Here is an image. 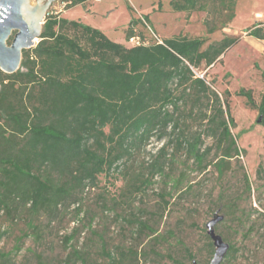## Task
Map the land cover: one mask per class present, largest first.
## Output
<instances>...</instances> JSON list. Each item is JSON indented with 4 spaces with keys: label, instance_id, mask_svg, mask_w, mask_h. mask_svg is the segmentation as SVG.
<instances>
[{
    "label": "trees",
    "instance_id": "trees-1",
    "mask_svg": "<svg viewBox=\"0 0 264 264\" xmlns=\"http://www.w3.org/2000/svg\"><path fill=\"white\" fill-rule=\"evenodd\" d=\"M58 1L70 9L90 0ZM238 1L171 0L174 12H205L207 36H177L131 47L91 25L50 12L40 42L23 51L21 68L12 74L0 70V224L25 221L31 231L18 237L13 251H0V264H15L25 238L42 240L41 216L49 227L70 211L76 224L62 237L69 251L56 264H193L195 260L204 264L183 240L177 242L176 250L164 254L161 246L174 233L167 236L160 227L174 192L187 195L198 183L189 180L182 187L184 172L169 187L179 163L195 166L200 174L213 168L225 183L234 165L244 170L241 154L245 150L232 133L236 121L231 92L221 95L214 82L194 71L221 61L239 42L238 37L226 35L203 49L209 35L235 19ZM142 21L149 22V16L132 15L126 40L137 36L135 30ZM248 32L264 40L263 23ZM237 95L259 111L264 123V92L260 102L246 88ZM208 139L213 143L207 144ZM153 140L160 147L151 161L137 164ZM116 174L125 184L119 197L113 198L114 209L121 202L131 204L158 178L165 187L158 194L161 203L156 212L139 208L125 218L132 227L129 243L110 244L107 228L94 227V218L83 209L82 201L87 189L99 186L100 176ZM244 178L250 195L246 173ZM99 199L101 211L112 209L105 197ZM241 200L238 191L225 188L220 193L214 208L225 212L223 223L244 226L250 215L240 211ZM85 229L89 236L79 246ZM7 233L0 231V240ZM205 238L206 257H210L214 245L208 234ZM230 245L227 257L239 251ZM32 252L33 260L46 264L42 254Z\"/></svg>",
    "mask_w": 264,
    "mask_h": 264
},
{
    "label": "rangeland",
    "instance_id": "rangeland-1",
    "mask_svg": "<svg viewBox=\"0 0 264 264\" xmlns=\"http://www.w3.org/2000/svg\"><path fill=\"white\" fill-rule=\"evenodd\" d=\"M171 0H102L101 3H88L77 5L66 9L60 1H56L50 12L62 13L68 20H78L85 17L87 8L94 4L99 14L91 18H83V22L93 25H102V31L113 41L123 43L128 47L134 44L126 40V30L132 19V15L142 19L149 16L150 21H142L136 27L137 36L147 44L156 41H164L177 36L190 38L206 37L205 12H174L170 6ZM133 8L134 12L130 10ZM99 9V10H98ZM65 13V14H66ZM264 24V0H239L236 8L235 19L225 28L209 35V44L220 41L226 35L236 36L239 42L231 47L221 58L211 66L203 64L195 69L197 76L207 78L208 82H214L213 87L221 94L226 90L231 92V113L236 121V127H232V133L237 139V144L245 150L241 154V164L233 166L226 179V183L219 179L213 168L206 174H200L195 166L179 163L169 187L175 184L176 178L186 173L183 186L188 181L198 182L195 189L187 195L179 191L174 192L169 209L164 213L160 230L167 236L171 234L169 241L164 242L161 250L164 254L177 249V242L183 240L197 256L198 260L206 264L210 262L213 255L206 257L207 234L206 224L213 218L215 203L218 202L220 193L228 188L238 191L242 195L240 211L245 210L250 216L241 226L238 222H225L219 225L218 233L229 238V243L238 249L235 255L226 257L222 264H264V123L263 117L258 110L247 106L246 99L238 96L241 88L253 91L257 102H260L264 92V80L262 70L264 68V42L249 34L248 30L256 24ZM213 141L208 139L207 144ZM160 147V142L153 140L147 150L137 159V164L150 162L152 154ZM183 160V159H182ZM244 173L249 178L251 193L246 191L244 185ZM163 179L158 178L153 186L145 193L131 200V204L121 202L117 208H113V198L119 197L120 190L124 187L122 176L114 175L110 178L100 176L99 186L87 189L83 203V209L89 212L88 216L94 218V227L99 230L107 228L106 240L110 244L130 241L131 226L125 220L130 218L131 211L143 208L148 212H156L161 203L159 193L165 187ZM228 181V182H227ZM176 191V190H175ZM231 192V191H230ZM106 198L110 210L101 211L99 197ZM132 205V206H131ZM73 209V208H72ZM159 213L162 214L161 211ZM222 214L225 212L222 210ZM150 217L151 214H146ZM74 213H70L62 220H58L48 227L47 219L41 216L40 226L43 230V238L36 241L33 236L24 239L23 249L15 255V264H38L32 258V251L43 255L42 262L56 264L65 257L69 249H66L62 237L71 233L74 223ZM156 220V219H155ZM159 220V219H158ZM85 223H88V219ZM7 230L8 233L0 240V251L10 252L15 248L18 237L23 233H30L25 221L16 225L8 221H2L0 231ZM165 235V236H166ZM89 236L87 229L81 234L79 246Z\"/></svg>",
    "mask_w": 264,
    "mask_h": 264
},
{
    "label": "water",
    "instance_id": "water-1",
    "mask_svg": "<svg viewBox=\"0 0 264 264\" xmlns=\"http://www.w3.org/2000/svg\"><path fill=\"white\" fill-rule=\"evenodd\" d=\"M57 0H0V70L12 74L21 68L23 51L35 47L41 40L43 27L52 5ZM11 41V42H10ZM225 219L218 209L206 224L214 245L209 264H222L231 245L216 226ZM193 264H199L196 260Z\"/></svg>",
    "mask_w": 264,
    "mask_h": 264
},
{
    "label": "crops",
    "instance_id": "crops-1",
    "mask_svg": "<svg viewBox=\"0 0 264 264\" xmlns=\"http://www.w3.org/2000/svg\"><path fill=\"white\" fill-rule=\"evenodd\" d=\"M101 3L102 2V0H100V1H94V0H90L88 3ZM88 3H86L87 5H88ZM99 10V9H98ZM67 11V10H66ZM66 11H64V12H62L61 13V16L62 17H65L66 15H67V13H66ZM87 13H89V14H87L85 17H82L81 18V20L80 19H78V20H76V21H81V22H83L82 21V19L84 18H91L92 19V17H94L96 14H99V12H100V10L99 11H97V8H95V5L94 4H92V5H90V8H87V11H86ZM66 13V14H65ZM86 20V19H85ZM83 23H85V22H83ZM85 24H88V25H91L92 27H94V28H97V29H100V30H102V25H93L92 23H91V21H89V23H85ZM104 32V31H103ZM260 40V39H259ZM262 42H264V40H262Z\"/></svg>",
    "mask_w": 264,
    "mask_h": 264
},
{
    "label": "built area",
    "instance_id": "built-area-1",
    "mask_svg": "<svg viewBox=\"0 0 264 264\" xmlns=\"http://www.w3.org/2000/svg\"><path fill=\"white\" fill-rule=\"evenodd\" d=\"M94 1H100V0H94ZM131 42H132L134 45L147 44L146 42L142 41L138 36L133 37V38L131 39ZM159 43H163V41H159ZM201 78H203V76H202Z\"/></svg>",
    "mask_w": 264,
    "mask_h": 264
}]
</instances>
